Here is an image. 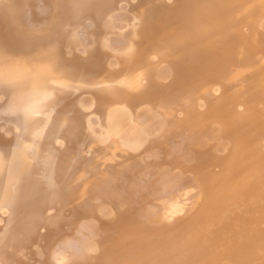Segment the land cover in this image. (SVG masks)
<instances>
[{"label": "bare ground", "instance_id": "obj_1", "mask_svg": "<svg viewBox=\"0 0 264 264\" xmlns=\"http://www.w3.org/2000/svg\"><path fill=\"white\" fill-rule=\"evenodd\" d=\"M0 264H264V0H0Z\"/></svg>", "mask_w": 264, "mask_h": 264}]
</instances>
